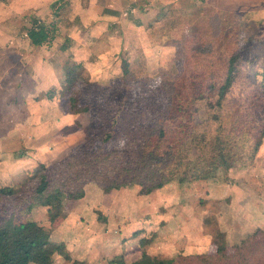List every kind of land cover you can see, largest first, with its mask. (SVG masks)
<instances>
[{"label":"rangeland","instance_id":"1","mask_svg":"<svg viewBox=\"0 0 264 264\" xmlns=\"http://www.w3.org/2000/svg\"><path fill=\"white\" fill-rule=\"evenodd\" d=\"M88 3L89 0H44L42 8L47 10L38 16L41 8L26 10L22 0H0V35H17L21 40L38 18L47 27H53V37L42 45L44 48L30 50L31 55L39 53L46 59L36 61L44 63L40 73L54 66L53 82L61 84L66 67H72L83 77L78 84L82 90L81 102L95 101L93 112L76 113L70 121L68 101L60 86L57 90L61 93L57 92L51 101L62 114V128L56 129L55 135L68 139L56 137L59 143L46 144L38 157H24L26 164L16 159L19 156L0 155V183L22 181L33 175L39 169L40 162L35 165L37 158L47 165L50 158L53 161L63 158L69 150L63 147L81 142L90 134L95 118L100 121V109L108 115L112 103L124 93L123 100L132 104L131 112L116 130V138L105 145L107 149L123 145L125 127L175 118L174 114L164 117L152 114L167 100L159 96L160 89L167 91L172 85H183L184 97H191L199 87L204 90L207 82H217L222 77L233 52L245 59L259 57L256 67L264 63V0H135L133 3L115 0L117 8L109 22L117 21L118 25L98 28L95 38L88 35L84 39L85 43L91 40V44L84 46L79 34L87 30L86 25L93 18L84 13ZM99 3L105 4L103 0ZM140 3L149 9L139 6L136 11H130ZM4 25L13 26L15 32L13 29L12 33L4 32ZM104 34L115 37L111 48L109 43H104L107 39ZM109 51L114 54L104 59ZM97 59H101L99 63ZM125 64L132 67L130 75L124 76ZM191 74L198 80L197 87L191 83L188 88L184 81ZM257 82L249 87L237 84L231 93L237 100L230 107L231 112L240 104L247 107L246 115L237 121L231 117L235 124L228 126L232 131L229 137L245 151V156L231 161L228 168H218L208 179L181 184L177 179L165 177L163 187L148 195H141L140 188L133 186L104 196L100 186L90 182L84 185L82 196H72L78 199L74 203L67 196L52 207L18 213L16 220H34L49 235L46 248L49 261L35 258L30 264H137L145 257L177 259L214 254L220 245H225L231 253L248 235L257 229L264 230V137L253 159L248 158L264 109V96L259 93ZM110 83L116 86L108 89ZM18 116L12 107L0 108V125L5 126L9 118ZM197 116L205 120L206 110L201 109ZM51 127V122L42 127L45 137L55 132ZM99 145L104 146L97 139L95 146ZM85 194L88 201L96 203L95 207L92 203L85 206ZM78 201L84 202L80 208L76 207ZM5 202L0 199V223L7 216L3 205L12 206ZM19 206L20 203L13 207ZM75 211H78L76 215ZM104 242L110 247H104Z\"/></svg>","mask_w":264,"mask_h":264},{"label":"trees","instance_id":"2","mask_svg":"<svg viewBox=\"0 0 264 264\" xmlns=\"http://www.w3.org/2000/svg\"><path fill=\"white\" fill-rule=\"evenodd\" d=\"M53 32V27L36 24V21L26 29L34 46L48 42ZM253 58L257 59L255 63L233 52L226 61L222 77L217 82H207L204 90L199 87L191 97H184L183 85H172L167 91L160 89L159 96L167 100L152 114L162 117L174 114L175 118L172 121L159 118L153 123L125 127L123 145L107 149L105 145L116 138V130L131 112L132 104L123 100L124 93L120 100L112 103L108 115L100 109V121L95 118L90 134L70 147L63 158L48 165L39 164L38 171L22 181L0 183V199L12 205L7 208L3 205L7 216L0 223V264H30L35 258L49 261L47 231L34 220H16L18 213H29L37 207H52L63 197L82 196L84 185L90 182L98 184L105 194L138 186L141 195H148L163 187L165 177L177 179L181 184L208 179L218 168H228L231 161L245 156V151L229 137L232 131L228 126L235 124L231 117L237 121L246 115L247 107L241 104L234 112L230 111L237 101L231 97L237 84L249 87L258 80L257 88L264 96V63L256 67L260 58ZM125 66L124 76L130 75L132 67ZM82 79L72 67H66L61 88L68 101V111L75 114L91 113L94 108L93 100L81 102L82 90L78 84ZM184 81L188 88L191 83L198 86L195 75L184 77ZM111 85L108 89L116 86ZM178 87L181 88L176 90ZM57 92L61 93L51 89L45 95L52 100ZM209 99H212L210 103ZM201 109L207 112L202 121L197 116ZM260 122L252 138L249 159H253L264 137V109ZM97 139L104 146H95ZM190 153L193 156L187 161ZM18 203L19 207H13ZM137 264H264V230L257 229L248 235L231 253L227 252L225 245H220L214 254L178 256L177 259L145 257Z\"/></svg>","mask_w":264,"mask_h":264},{"label":"crops","instance_id":"3","mask_svg":"<svg viewBox=\"0 0 264 264\" xmlns=\"http://www.w3.org/2000/svg\"><path fill=\"white\" fill-rule=\"evenodd\" d=\"M22 1L25 6L23 7L26 10H38L41 8L37 12L38 16L41 14L44 15V12L47 10L46 7L42 8V5H44L42 4L44 3V0H38L37 3H35V0ZM128 1L133 3L135 0ZM103 2H105V4L99 3V0H89L88 7L84 11V13H86V16L87 14L93 15L90 25H86L82 22L83 25H86L87 29L85 30V32L79 34V37H82L84 41V43H82L84 44V46L85 44H91V40H89V43H85L84 39H86L87 37L89 38V36L90 39L95 38V34L98 32V28L106 29L109 26L112 27L115 24L118 25L117 21L116 23L114 21L113 24H111L112 22H109V20H113V14H115V10L117 8L115 0H103ZM99 4H101V6ZM95 6H99V9H95ZM139 6L144 7V4L140 3L139 5H134L135 8L131 9L130 11H136V7ZM146 6L149 7L150 4ZM92 9H94V11H92ZM148 9L149 8L144 7V10ZM35 21L36 24L47 26V23L42 22L39 18ZM136 22L137 24L139 23V21ZM4 26L6 28L4 32L12 33L11 29H13V32H15L13 26ZM23 35H25V38L22 37L21 40L19 38H16L17 35H13V37L9 35H0V48L4 47L3 51L0 50V102L2 103L0 105V108L12 107L13 110L19 113V116L14 117V119L9 118L8 123L5 122V126L0 125V155H14L15 157L19 156V158L16 159L21 161L22 164H26L27 161L24 160V157L31 156L36 158L40 154V151L44 149L46 144H48V146H51L53 143H59L56 142V137L60 136L59 140H67L68 136L63 137V135L61 136V134L55 135L56 129L59 131L62 128V126H60V120L62 121V114H60V112L54 108L56 106L52 105L51 103V101L55 98L52 100H48L45 95L46 92L51 89H58L60 86L62 87L63 82L61 84L53 82L56 74V68L54 66L44 68L42 71L43 74L40 73L41 68L44 65L43 62H45L46 59L39 53L34 54L35 56L31 55L30 50L34 48L40 49L44 47H42V45H32L26 35V32H24ZM105 36L104 37L107 39L104 41V43L107 45L109 43V48H111L113 46L112 44L115 37H111L108 34H106ZM101 38H103V36ZM15 48H17V52H15ZM7 49H13L14 52L8 51ZM23 49L25 51H23ZM113 54L114 53L111 51L107 52V54H104L106 56L104 59H108ZM104 55H102L101 58H103ZM87 59L88 56L85 60L88 61ZM15 60H17V62H14ZM100 60L97 59V63H99L98 61ZM36 61L43 62L39 63ZM68 114H70L68 116L70 121H72L73 119L71 118H74L75 113L68 111ZM50 122L52 123L51 128H54L55 132L45 137L46 133H42L41 129L44 125L50 124ZM65 123H68V121H65ZM17 145L21 147L14 148ZM72 145L73 144H68L64 146L63 150L66 151L70 149V146ZM55 149L56 148H53V150ZM53 160L54 158H50L48 160V163L54 162ZM35 162V165L39 164L37 162H40V164H45L44 161L38 158ZM0 163H2V161ZM26 171H29V169H27ZM17 177L18 176H12L13 179H17ZM109 194L103 193L104 196H108ZM77 200L78 199H73V203ZM85 200H87L85 206H88L92 203L91 205L95 207L96 203H94L93 201H88L87 195L85 196ZM78 203L79 205L76 206L78 208H80L81 205H84V202L78 201ZM76 207L75 210H77ZM76 212L78 211H75L73 213H75L76 215ZM107 244L108 243L104 242V247ZM107 247H110V245H107Z\"/></svg>","mask_w":264,"mask_h":264}]
</instances>
